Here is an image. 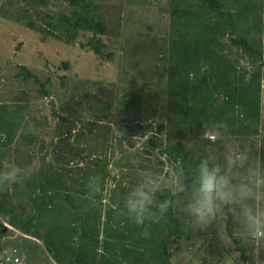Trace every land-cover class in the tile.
<instances>
[{"label":"rangeland","instance_id":"rangeland-1","mask_svg":"<svg viewBox=\"0 0 264 264\" xmlns=\"http://www.w3.org/2000/svg\"><path fill=\"white\" fill-rule=\"evenodd\" d=\"M221 2L0 0V168L20 173L0 185V263L264 264L231 218L224 242L171 211L143 226L120 211L146 172L190 182L205 148L264 163V0Z\"/></svg>","mask_w":264,"mask_h":264},{"label":"clouds","instance_id":"clouds-1","mask_svg":"<svg viewBox=\"0 0 264 264\" xmlns=\"http://www.w3.org/2000/svg\"><path fill=\"white\" fill-rule=\"evenodd\" d=\"M187 174L190 182L182 172L142 174L124 194L120 211L137 226L152 218H166L171 211L186 220L193 233L214 229L224 242L232 239L227 231L231 218L252 242L254 251L264 249V163H251L244 153L221 163L211 148H205ZM19 181L14 163L0 168V185ZM100 185L98 174L87 177L90 194L100 192ZM141 235L149 233L144 230Z\"/></svg>","mask_w":264,"mask_h":264},{"label":"trees","instance_id":"trees-1","mask_svg":"<svg viewBox=\"0 0 264 264\" xmlns=\"http://www.w3.org/2000/svg\"><path fill=\"white\" fill-rule=\"evenodd\" d=\"M199 1L203 4H205L213 12L221 13L223 11V5H222L221 0H199ZM95 27L98 31L105 32V29L101 24H96L94 26V28ZM233 43L235 46H239V47H242L243 49H245L252 56L257 55L258 57L262 58V54L260 52H255V50L253 49L252 46L249 45L247 40H241V41L233 40ZM97 51H99V50H97ZM171 72L174 74H177V75L188 76L187 69L183 66H180V65L173 67L171 69ZM234 91H235V89H234ZM225 102L227 105H229L232 108L236 107V103L232 100H229V98H227V97H226ZM183 115L185 116L186 114H183ZM166 130H167L166 122H161L158 124V126H157L158 133L163 134L166 132ZM165 149H166L167 153L175 154L176 155L175 159L179 158L180 161H182L185 157L183 145L180 142H178L175 146H169V147H166Z\"/></svg>","mask_w":264,"mask_h":264},{"label":"built area","instance_id":"built-area-1","mask_svg":"<svg viewBox=\"0 0 264 264\" xmlns=\"http://www.w3.org/2000/svg\"><path fill=\"white\" fill-rule=\"evenodd\" d=\"M6 254L7 253L4 252V254L2 255L0 264H5L12 261ZM13 262L19 264L21 262V259L19 257H16L15 259H13Z\"/></svg>","mask_w":264,"mask_h":264},{"label":"crops","instance_id":"crops-1","mask_svg":"<svg viewBox=\"0 0 264 264\" xmlns=\"http://www.w3.org/2000/svg\"><path fill=\"white\" fill-rule=\"evenodd\" d=\"M16 257H17V256H15L14 259H15ZM19 258H20V257H19ZM20 259L22 260V258H20ZM23 259H24V258H23ZM20 263H21V262H20ZM20 263H19V264H20ZM9 264H16V263H14L13 260H12L11 262H9Z\"/></svg>","mask_w":264,"mask_h":264}]
</instances>
